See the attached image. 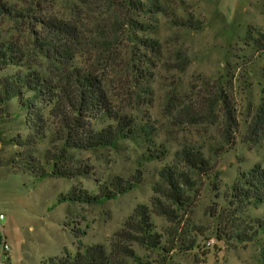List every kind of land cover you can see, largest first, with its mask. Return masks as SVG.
<instances>
[{
    "label": "rangeland",
    "instance_id": "rangeland-1",
    "mask_svg": "<svg viewBox=\"0 0 264 264\" xmlns=\"http://www.w3.org/2000/svg\"><path fill=\"white\" fill-rule=\"evenodd\" d=\"M3 1L22 8L25 16L0 15L1 37L22 47L31 67L47 71L50 62L40 52L37 18L42 11L67 14V1L51 0L41 5L32 0ZM234 2L224 0L222 12L221 0H166L167 18L162 19L160 28L162 49L147 53V59L138 57L145 51L137 39L123 32L111 51L95 45L96 35L89 32L91 35L85 36L88 45L79 55L85 67L102 76L117 110L155 129L157 143L170 152L167 162L184 147L214 146L228 151L218 161L217 178L204 181L196 205L178 230L173 264H264V229L257 224V219L264 221V207H251L233 219V207L225 198L239 172L256 166L264 170V140L245 143L251 118L264 99V54L255 51L252 41L259 32L264 33V0H239L233 17ZM175 18L198 21L201 29L176 26ZM183 60H188L185 70L178 65ZM139 67L151 75L143 74L148 79L140 78V84L133 86ZM19 70L11 66L0 71V80ZM225 102L232 103L237 134L228 126ZM4 107L7 111L0 122V211L9 221L6 264H51V259L63 257L66 250L75 255L82 245L99 244L109 250L115 233L137 206L150 205L163 162H143L142 147L122 142L118 148L80 152L79 160L93 170L87 177L68 180L18 170L14 160L20 148L13 139H25L29 134L26 110L18 98L7 106L0 105V109ZM114 176L126 181L137 178L139 183L132 191L101 204L62 199L74 186L96 190L95 180ZM217 214H222L220 222ZM154 219L166 241L171 225L163 218ZM219 225L225 232L222 241L216 235ZM191 239L198 240L201 249L185 250L183 246ZM211 240L214 244L208 246ZM133 250L145 261L158 258L157 253L139 245H133ZM124 263L135 264L131 259Z\"/></svg>",
    "mask_w": 264,
    "mask_h": 264
},
{
    "label": "trees",
    "instance_id": "trees-1",
    "mask_svg": "<svg viewBox=\"0 0 264 264\" xmlns=\"http://www.w3.org/2000/svg\"><path fill=\"white\" fill-rule=\"evenodd\" d=\"M49 1L32 0L36 5ZM65 1L69 7L67 14L42 11L37 18L38 35L42 40L39 41L40 52L50 62L47 71L31 67L22 47L0 35V71L11 66L20 68L17 73L0 80V105L7 106L11 99L18 98L26 110L29 129L27 138L13 139L20 148L14 168H23L41 177L55 175L75 180L90 176L93 171L87 162L79 160L80 152L118 148L122 142H133L142 147L140 160L143 162L159 160L164 165L158 170L150 205L137 206L115 233L109 250L99 244L82 245L75 255L66 250L63 257L51 259V264H123L126 259L135 264H173L171 255L176 250L178 230L196 205L204 181L217 178L214 171L218 161L228 151L214 146L184 147L167 162L170 152L166 146L157 143L155 129L117 110L102 76L79 60L82 48L88 45L85 36L90 33L96 35L93 37L95 45L110 51L119 44L120 32H123L135 37L138 46L143 47L145 53L138 57L147 59L148 54L159 53L162 19H166L168 13L166 0ZM4 14L17 18L24 17L25 11L0 0V15ZM174 24L201 29L199 22L192 19L175 18ZM252 41L255 51L264 54V33L259 32ZM187 61L178 64L181 70L186 69ZM137 70L138 77L135 76L133 86L140 84V78L148 79L143 74L151 75L143 72L145 68ZM231 104L225 102L227 121L237 134V118ZM6 109H0V122ZM245 137L248 140L245 143L257 144L264 140V99L256 108ZM95 183L96 190L74 186L62 199L75 204H101L132 191L139 180L126 181L121 176H114L97 179ZM225 198L233 207V219L237 215L241 217L251 207H264V170L256 166L239 172ZM154 217L163 218L171 225L166 241L158 231ZM221 219L222 214H217V220L220 222ZM257 224L259 229H264L262 219H257ZM224 234L219 225L216 230L218 240L222 241ZM133 245L157 253L158 258L155 262L145 261L133 250ZM183 247L189 251L201 249L196 239L189 240Z\"/></svg>",
    "mask_w": 264,
    "mask_h": 264
},
{
    "label": "crops",
    "instance_id": "crops-1",
    "mask_svg": "<svg viewBox=\"0 0 264 264\" xmlns=\"http://www.w3.org/2000/svg\"><path fill=\"white\" fill-rule=\"evenodd\" d=\"M230 1L233 2V0H230ZM223 2H224V0H221L220 10H222V12H224V10H225ZM232 5H233V8H234V10L232 11V14H233V17H234V16H236L237 10H238V8L240 6L239 5V0H236V2H234ZM0 214H3L2 211H0ZM8 226H9V221H8L7 217L5 218L4 221H2V222L0 221V258L3 257V251H2V246H1V240L3 238V235L6 236L8 243H9V240H10V238H9V236L7 234ZM7 261H8V257H4L3 261L1 263L2 264H6Z\"/></svg>",
    "mask_w": 264,
    "mask_h": 264
},
{
    "label": "built area",
    "instance_id": "built-area-1",
    "mask_svg": "<svg viewBox=\"0 0 264 264\" xmlns=\"http://www.w3.org/2000/svg\"><path fill=\"white\" fill-rule=\"evenodd\" d=\"M5 218L6 217L4 214H0V221L1 222L4 221ZM212 244H214V242L212 240L208 242V246H211ZM1 246H2V251H3V257L0 258V264L3 261V258L7 257V255L9 254V251H10V245H9L5 235H3V238L1 240Z\"/></svg>",
    "mask_w": 264,
    "mask_h": 264
}]
</instances>
